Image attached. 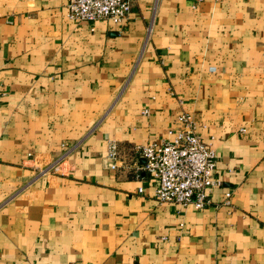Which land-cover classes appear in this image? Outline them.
Masks as SVG:
<instances>
[{"label": "crops", "instance_id": "crops-1", "mask_svg": "<svg viewBox=\"0 0 264 264\" xmlns=\"http://www.w3.org/2000/svg\"><path fill=\"white\" fill-rule=\"evenodd\" d=\"M181 114L216 154L203 210L157 202L134 151ZM0 264H264V0H133L120 26L0 0Z\"/></svg>", "mask_w": 264, "mask_h": 264}, {"label": "built area", "instance_id": "built-area-1", "mask_svg": "<svg viewBox=\"0 0 264 264\" xmlns=\"http://www.w3.org/2000/svg\"><path fill=\"white\" fill-rule=\"evenodd\" d=\"M132 3L133 0H67L68 18L88 23L107 21L120 26L128 19ZM177 122L181 127L172 133L171 139L138 145L134 151L145 160L141 169L157 181L154 192L157 202L192 205L203 210L211 203L208 189L221 185L213 179L216 154L196 133L191 115L181 114ZM78 145L73 144L57 160L43 166L35 177L61 173L67 157ZM117 153L116 143L110 142L106 155L110 170L118 168ZM229 198L230 193H226L225 205H230Z\"/></svg>", "mask_w": 264, "mask_h": 264}, {"label": "water", "instance_id": "water-1", "mask_svg": "<svg viewBox=\"0 0 264 264\" xmlns=\"http://www.w3.org/2000/svg\"><path fill=\"white\" fill-rule=\"evenodd\" d=\"M141 163L144 165L145 164V160L143 159V160H141Z\"/></svg>", "mask_w": 264, "mask_h": 264}]
</instances>
